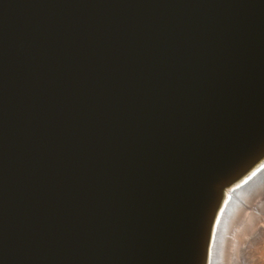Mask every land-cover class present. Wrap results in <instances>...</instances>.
Instances as JSON below:
<instances>
[{"label": "water", "instance_id": "obj_1", "mask_svg": "<svg viewBox=\"0 0 264 264\" xmlns=\"http://www.w3.org/2000/svg\"><path fill=\"white\" fill-rule=\"evenodd\" d=\"M127 4L0 0V264L119 262L117 217L144 158L139 133L145 140L158 107L144 93L131 106L139 131L117 116L130 94H163L160 62L139 56L174 25L171 0ZM263 141L214 178L212 200L216 184L251 163Z\"/></svg>", "mask_w": 264, "mask_h": 264}, {"label": "bare ground", "instance_id": "obj_2", "mask_svg": "<svg viewBox=\"0 0 264 264\" xmlns=\"http://www.w3.org/2000/svg\"><path fill=\"white\" fill-rule=\"evenodd\" d=\"M116 1L122 11L125 3L133 8L140 0ZM171 3L174 27L168 34L161 30L139 56L141 64L160 62L163 94H130V106H121L117 116L138 130L131 106L144 93L158 107L145 127L146 139L138 136L147 146L128 188L129 205L117 217L116 264H235L244 253L237 244L264 218V179L253 188L249 181L239 187L230 178L236 171L229 172L223 179L230 194L217 197V208L208 210L207 204L214 178L264 137V0ZM186 15L182 28L179 18ZM71 84L88 92L85 84ZM208 225L212 233L202 239Z\"/></svg>", "mask_w": 264, "mask_h": 264}, {"label": "rangeland", "instance_id": "obj_3", "mask_svg": "<svg viewBox=\"0 0 264 264\" xmlns=\"http://www.w3.org/2000/svg\"><path fill=\"white\" fill-rule=\"evenodd\" d=\"M234 179L236 180L235 184H244L245 182L249 181L252 185L251 188H253L258 181H261L264 179V151L260 152L256 158L249 164L245 165V167L240 170L239 172L235 173ZM231 176L230 178H232ZM233 179V178H232ZM231 180V179H230ZM229 180V181H230ZM228 178L223 180L220 184L216 186V189L214 188V193L217 194L214 195L215 201L211 200L209 203V206L207 207L208 210L211 208V205L215 206L217 208L215 202L217 201V197L222 196L228 191V194H230L229 185H227ZM238 184V186H239ZM240 187V186H239ZM264 194V190L262 188V192ZM212 206V207H213ZM220 206H218L219 208ZM222 208V206L220 207ZM207 210V209H206ZM212 225H208L205 234L203 235L202 239L212 233L211 230ZM254 232H251L249 235H246L242 238V241L237 244L239 248L242 247L243 254L238 255L239 257L236 260L235 264H264V218L261 220H258L257 224L254 226ZM205 229V227H204Z\"/></svg>", "mask_w": 264, "mask_h": 264}]
</instances>
